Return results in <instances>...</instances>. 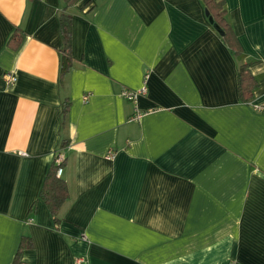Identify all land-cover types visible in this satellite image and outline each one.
<instances>
[{"label": "crops", "instance_id": "crops-1", "mask_svg": "<svg viewBox=\"0 0 264 264\" xmlns=\"http://www.w3.org/2000/svg\"><path fill=\"white\" fill-rule=\"evenodd\" d=\"M62 7L0 0V264L23 236L27 264H264V0H225L238 55L203 0H76L63 86ZM63 138L55 224L39 194Z\"/></svg>", "mask_w": 264, "mask_h": 264}, {"label": "trees", "instance_id": "trees-1", "mask_svg": "<svg viewBox=\"0 0 264 264\" xmlns=\"http://www.w3.org/2000/svg\"><path fill=\"white\" fill-rule=\"evenodd\" d=\"M63 7L59 14V32L61 37V46L59 49V81L60 85L63 86L65 82V76L73 66V57L71 53V43H72V16L68 13V8L72 6L76 0H62ZM205 9L209 12V15L213 19V23L216 24L220 30L224 42L230 47L231 51L235 54L241 52V46L232 30L231 25L226 18V8L225 0H203ZM23 36V32L17 29L10 37L9 44L14 47L17 46ZM256 82L248 70V64H241L238 67L237 73V89L239 97L243 101H247L251 95L252 90L255 88ZM69 102L65 99L62 103L61 110V131L66 127V119L68 112ZM68 145V139L63 138L55 151V157L51 163L40 194L39 199H41L47 206L53 221L58 224L60 221L59 211L63 204L68 199V187L66 181L57 176V169L65 164V158L58 162L57 158L64 147ZM31 239L27 236H23L19 249L13 260V264H27L20 260V251L26 248H31Z\"/></svg>", "mask_w": 264, "mask_h": 264}, {"label": "built area", "instance_id": "built-area-1", "mask_svg": "<svg viewBox=\"0 0 264 264\" xmlns=\"http://www.w3.org/2000/svg\"><path fill=\"white\" fill-rule=\"evenodd\" d=\"M3 79L5 80V82L7 84H11L13 83L15 80H16V77L14 75H12L11 73H3L2 75ZM146 92V88L145 87H142L141 89L139 90H129V89H124L121 91V96L124 97L125 99L129 100V101H132V102H135L138 98L139 95L141 94H144ZM83 99L86 100L87 99V95H84L83 96ZM254 111H257L259 113H264V101H261V102H258V103H254V102H248ZM139 113H137L135 116H134V119L135 118H138L139 117ZM114 155V152L111 150L108 152L107 156L109 158H112ZM63 159V155L62 154H59L58 155V158H57V161L60 162L61 160ZM62 171H63V168L62 166L59 167L57 169V176H61L62 174ZM83 262V259L82 258H76L75 259V264H82ZM231 264H234V263H231Z\"/></svg>", "mask_w": 264, "mask_h": 264}, {"label": "water", "instance_id": "water-1", "mask_svg": "<svg viewBox=\"0 0 264 264\" xmlns=\"http://www.w3.org/2000/svg\"><path fill=\"white\" fill-rule=\"evenodd\" d=\"M205 14L207 15V17H208V20H209V22L213 25V27L221 34V30H220V28L216 25V24H214L213 23V19H212V17L209 15V12L206 10L205 11Z\"/></svg>", "mask_w": 264, "mask_h": 264}]
</instances>
